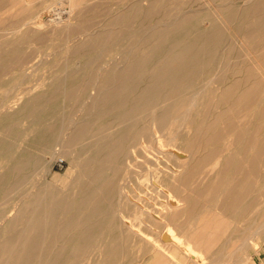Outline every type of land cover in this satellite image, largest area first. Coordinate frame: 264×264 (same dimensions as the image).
Instances as JSON below:
<instances>
[{
	"label": "bare ground",
	"instance_id": "bare-ground-1",
	"mask_svg": "<svg viewBox=\"0 0 264 264\" xmlns=\"http://www.w3.org/2000/svg\"><path fill=\"white\" fill-rule=\"evenodd\" d=\"M64 1L52 0L33 7L36 13L15 26L18 20L13 22V0H0V12L7 8L10 13L0 16V90L4 91L0 100V264L113 262L111 256L122 249V242L128 241L130 233L139 235L127 222L133 219L144 223L146 213L138 195L128 191L118 195L123 188L118 180L127 174L132 163L134 169L146 170L158 178L164 166L159 158L178 159L175 167L181 171L177 177L172 176L175 188L180 190L197 176L192 187H199L201 196L210 197L208 191L212 188L221 190L214 193L222 198V211L227 199L235 205L243 198L235 189L237 181L221 178L227 169L242 171L244 163L240 158L246 156L222 155L217 148L196 158L194 154H199L197 148L205 147L211 139H224L227 130H231L232 138L245 152L248 139L234 121L227 122L222 132L204 137V130L214 127L218 120L207 123L209 118L206 120L205 110L199 107L206 108L210 102L208 87L222 84L234 74H241L247 83L239 95L238 102L243 103H234L235 110L248 109L264 96V0H241V5L238 0H187L189 6L197 4L198 10H187V5L184 9L178 0H133L128 2L127 10H117L110 16L109 24L99 31H94L92 23L87 22L90 20L74 23L71 15L80 6L85 8L79 14L89 12L99 0H71L70 10L62 7ZM14 2L19 4V0ZM28 7L18 6L17 10L24 13ZM149 19L154 23L148 25ZM31 25L46 29L52 36L68 32L73 36L66 38L71 50L86 52L79 56L83 63L63 72L62 78L58 72L36 92L31 76L42 64L52 65L54 57L49 52L41 61L33 62L37 52L27 49L37 32L27 29ZM242 37L252 44L246 45ZM79 38L82 40L76 42ZM225 43L228 48L218 54ZM114 50L124 51L125 64L120 66L118 59L111 57L109 52ZM5 76L9 79L2 80ZM16 79L19 86H9ZM23 84H28L25 92L18 90ZM240 86L237 81L228 84L220 92L221 99L230 98ZM13 92L16 97L12 100ZM21 94L27 96L19 101ZM218 101L217 105L222 104V100ZM257 152L250 158L257 159ZM216 154L223 156V164L214 171L217 162L208 166ZM56 161H66L68 170L47 181L45 174ZM164 167L174 171L169 165ZM136 170L132 172L137 173ZM211 173L212 180L218 183H205ZM164 179L155 182L167 186ZM243 185L248 186L247 180ZM116 195L118 201L113 200ZM189 199L187 195L173 197L168 203L169 213L160 215L159 222L168 234L177 231L180 237L186 235L185 221H174L183 212L178 204L187 202L189 207ZM251 201L240 214L245 221L251 219L255 200ZM237 209L236 216L240 211ZM254 213L257 217L261 212ZM117 215L127 228L120 238L115 233ZM257 224L253 230L248 227V237L238 239L241 243L236 246L237 251L261 253L256 238L264 243V220ZM203 225L205 232L195 228L192 237L197 240L205 234V248L209 250L215 228L209 221ZM189 239L185 244L196 253L197 241ZM94 252L103 260L94 262L90 258ZM218 260L207 264H220ZM249 263L255 264L251 258Z\"/></svg>",
	"mask_w": 264,
	"mask_h": 264
},
{
	"label": "rangeland",
	"instance_id": "rangeland-1",
	"mask_svg": "<svg viewBox=\"0 0 264 264\" xmlns=\"http://www.w3.org/2000/svg\"><path fill=\"white\" fill-rule=\"evenodd\" d=\"M14 1L15 0H13V12H12L13 22L18 20V23L15 25L17 26L21 22H25L27 19H29V17L34 15L33 13H36L34 12L35 10L34 11L32 10L33 7H34L33 9H35L36 7L39 8L41 4L50 3L52 0H23V4L21 3L22 0H19L18 5H16ZM70 1L71 0H68V1L65 0L63 2L62 7L65 10H68V9L70 10V7H69ZM129 1H133V0H117V1L116 0H99L97 3H95L94 7L88 9L90 10L89 12H84L82 15L79 14L80 10L85 8V6H80V8L72 11L71 15H72L73 20L75 21L74 23H76L77 20H84V21L90 20L87 22L92 23V25L94 26L93 27L94 31H97V30L99 31L102 27H104L105 25L107 26L109 24L110 16L118 12H123L127 10L128 8L126 7L129 6L127 5L129 4L128 3ZM178 1L182 2L181 5L183 6L181 7L184 9H187V8H188L187 10L200 9V7L197 4L189 6L188 5L189 3L187 0H178ZM26 2L28 4H26ZM237 2L239 5H241L242 3L241 0H238ZM186 5L188 6L187 8H186ZM18 6L19 7L23 6L25 8L29 6L28 7L29 10H27L24 13L22 12L19 13L17 10ZM37 11L39 10L37 9ZM9 14L10 13L8 12L7 8L4 11L0 12V16H3V17ZM153 23H154L153 20L149 19L147 21L148 25H151ZM98 26H100V28ZM27 29L28 30L31 29V31L37 32V34H35L34 36L35 39H32V42L30 43L27 49V51L34 50L35 51L34 53L37 52L36 56L38 57L35 58L33 62L35 61L39 62L40 58L41 57L43 58V55H48L47 53L49 52H50L49 54L52 55V57H54L53 61H51L52 65L42 64V66H39L37 71L31 76V79H32L31 84L36 83V86L32 88L34 90L33 92L41 90L42 86L51 82L54 78V75H56L58 72L60 73V76L62 78L65 76L64 74L67 71L69 72L71 69H74L78 67L81 63H83V60H81L79 56L86 52L82 51V52L74 53L71 50V42L67 43L66 41L70 40V38H73V36L67 35L66 33L68 32H61L59 35L52 36L48 33V31H46V29L41 28V27H33V25H31ZM39 37L40 38L43 37L42 40H39L38 39ZM44 39H45V42H43ZM46 39L48 40L46 41ZM81 40L82 38L81 39L79 38L77 39L76 42H79ZM241 40L244 41L246 45L252 44L251 40H249L247 37H242ZM64 45L67 46L68 49L67 47H64ZM226 48H228V45L225 43L219 48L218 54H221L223 51H225L224 49ZM69 52L72 54H70ZM109 54L111 55V57H116V59H118L120 66L122 65L123 62H126L124 56L122 55L124 54L123 50H114L112 52H109ZM63 63H66L67 65L63 66L64 65ZM1 79L7 80L9 79V77L5 76V77H1ZM233 81L240 82L241 86L238 91H236L235 93L231 95L230 98L223 101V98L221 99L220 92L224 88H226L228 84L232 83ZM19 84H20V81L16 79L14 81H11L9 83V86L18 87ZM246 84L247 83L243 81V76H241V74H234L230 76L222 84H219V85L212 84L210 87H208V89H206L208 100L210 101L208 106L210 105L211 107L210 106L209 107L207 106L206 108L199 107V110H205V112L203 113L205 114V116H207L205 117L206 120L209 118L206 121L207 123L211 122L213 119H216V118L218 120L217 121L218 123H216L214 127H212L211 129L204 130L203 132L204 137H209V135H215V134L222 132L227 122L234 121L236 122V124H238L239 129L245 131L243 132L245 134V137L248 139L246 141L248 142V144H247V147L245 148V152L240 150L239 145L241 144H238V142L232 138L231 130L229 131L227 130L225 133L226 137L222 140L220 139L221 142L219 140H215V142H213L214 140L211 139V142L209 143L205 142L206 143L204 144L205 147L201 146L197 148V150L200 152L199 154H194V157L196 158L197 156L203 153H208L211 150H216L217 148V150L222 152L221 153L222 155H229V156H235V157H242V156L247 157V158H240V160L242 159V163H244V165L240 163L243 166L240 168V170L242 171L227 169L224 177L221 178L222 181L230 179V180H235L238 182L235 189L236 191H240L241 193L240 196L243 198L241 201L235 203L237 207L235 205H232L233 203L230 202L229 199H227L224 202V204H226V208L224 211H222L221 207H219L221 205L220 203H222V198L220 195L215 194L216 192L219 194L221 190H218L219 191L218 192L217 188H215L216 190L215 191L214 188H212L213 185L210 187L212 188L213 192L210 189L208 191L210 192L209 193L210 197H207V195L201 196V194H198L200 188L199 187L194 188L196 184L193 185L194 181H196L197 179V176H194L191 179V181L188 184L184 185V187L181 188L180 190L176 189L175 188L176 183L172 178L177 177V175L181 171V169H178L175 167V165H177L179 162V160L176 158H159L158 159L164 164V166L169 165L174 170L172 172L171 170H168L166 167L162 165L163 172L159 173L158 178L154 175L147 174L146 170H143L141 172L140 169L139 170L134 169L133 167L134 163H132L130 164L131 169L127 171V174H125L123 177H121V179L118 180V185L123 187L120 189V192L118 195L120 196L123 194L124 191H128L131 195H138L140 197V200L143 202L144 209L146 212L145 215L143 216L144 223H140L139 220H133V219H132L133 221L131 220L132 222L131 221L127 222L128 224L130 223L128 226L134 232L136 230V233H138L139 235L130 233L129 235L130 237H128V241L126 242L127 244L125 242H124L125 244H123L122 242V249L116 254H114L113 256H111V261L113 262H110L107 264H162L163 260L165 262L166 259H167L166 260L167 263L165 262L166 264H207V263H210V261L213 259H216V260L219 259L218 263L220 264H223V263L224 264H236V263L237 264L239 263L250 264L249 258H251L255 264H264V253H263L264 243L262 242L261 239H259V237L256 238L257 239L256 241L259 244L258 252L261 251V253L255 254V253H252L250 250L246 251L245 253L241 251H237V247L241 243L240 240H243L245 237H248L249 228L251 227L250 229L253 230L257 225H259L257 223L264 220V96L258 97L256 102L248 109H241V110L239 109L240 111L235 110L234 108L236 107L233 106L234 103H237V104L243 103V102H238V101H239V95L242 94L243 90L245 89L244 86ZM27 85L28 84H23L18 90L23 89L24 91L25 90L24 88ZM261 91L262 92L264 91V86L263 88H261ZM3 93H4L3 89L0 90V100L3 98L2 97ZM29 94H31V92H29ZM25 96H27V94H21L19 96L20 97L19 101H21L22 98ZM15 97H16V93L13 92L12 100L15 99ZM218 100H222V104L217 105L216 102ZM17 107L18 105L14 106V109L12 107L11 110L14 111L17 109ZM1 110L2 109H0V112ZM194 110H197V108H194ZM257 111H262L263 113L257 114L256 113ZM239 117H241V119ZM219 118L221 120H219ZM244 118L245 120L243 121ZM247 118L250 120L247 121ZM189 133L193 134L194 133L193 129H190ZM256 152L259 153L258 154L259 156L257 157V159L254 160V158H250ZM222 155L220 156V154H216L215 156L211 157L214 159L210 158L211 160H210V164L208 167L213 166L217 162L218 164L216 165L214 171L221 169L222 164H223ZM251 159L252 161L253 160L254 161L249 162L251 161ZM59 161H56L51 166L49 172L45 174V179L47 181H50L54 175H63L67 172L68 167H69L67 162L66 161L59 162ZM190 163H192V160L189 162V164ZM123 165H125L124 162H123ZM134 170H136L137 173H133L132 171ZM252 172L255 175H253ZM41 174L43 175V172H41L40 175ZM213 174L211 173L210 177L205 180L206 184L207 183L213 184L214 180H212V177H211L213 176ZM164 178L167 179V186H162L161 184L159 186L155 182L156 179L157 181L159 180L163 181L165 180ZM210 180L212 181L210 182ZM246 180L248 182V186L244 187L243 184ZM215 181H214V184L218 183V181L217 182ZM214 187H216V185H214ZM186 195L190 197L189 199L190 206L188 207L187 202H185V204L184 202H180L178 205H179V208L183 210V212H182V215L174 221L177 224H181V223L184 224V221H185L186 224H184V232L186 233V235L180 237L178 236L179 232L177 231L176 232L173 231L168 234V232H166L167 229H164V227H162V224H160L159 221L161 219L159 217L160 215L162 216V214L167 215V213H169L170 210L168 207V203L170 204V199H173V197L183 198ZM211 195L214 198H211ZM118 198L119 197L116 195L114 196L113 200L118 201L119 200ZM208 198H210L211 200ZM207 200H209V202ZM251 200H255L252 203L253 205L251 207V210H253L251 219H249V221H245L244 219H242L243 218L242 216L240 217V214L242 213V211H244L243 209L246 206V204L249 202L250 203L252 202ZM192 204H195V205H192ZM189 208H190V211H189ZM237 208H240L238 216H236V212H237L236 210H238ZM191 210H194V211L192 212ZM255 210H259L261 212L257 217H256V214L254 213ZM189 212H192V213H189ZM187 218L188 220L186 221ZM207 221H209L211 223V226L215 228L214 234L210 236L209 250L207 249V247L205 248L206 246L205 241L207 242L206 240L207 236L205 234L201 235L197 240H194V237H192V234L197 229L199 231H202L203 233L205 232V226L203 224H205ZM252 222L254 224L256 223V225H254ZM137 223H138V226H137ZM194 225H195V228L197 229L194 228ZM225 226L226 228H224ZM123 230H127V228L124 225V223H122V221L120 220V217L117 215L115 233L119 236ZM118 236L117 238H120V236L119 237ZM189 238H192L195 243L197 241V244H194L197 249L196 253H193L191 250H189L188 246L185 244V242L190 241ZM232 242L234 244H232ZM224 243L225 245H223ZM199 246H200V249H198ZM232 246L234 247L237 246V247L234 248L235 250H233ZM231 249L233 251H231ZM234 251H237V252L235 253ZM221 252L222 254L220 255ZM226 253L228 254V256ZM222 256H225V258L227 257V259L225 258L222 259L221 258ZM231 256H233L234 258ZM228 257L231 258L230 262L228 261L229 260ZM90 258H92L94 262L95 261L100 262L101 260H103L102 256L95 252L93 253V255L90 256ZM226 261L228 262L226 263Z\"/></svg>",
	"mask_w": 264,
	"mask_h": 264
}]
</instances>
